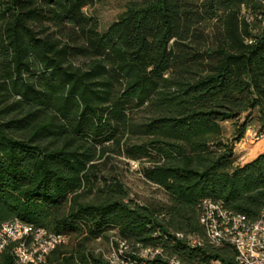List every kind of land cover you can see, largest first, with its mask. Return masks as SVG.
<instances>
[{
  "label": "trees",
  "instance_id": "1",
  "mask_svg": "<svg viewBox=\"0 0 264 264\" xmlns=\"http://www.w3.org/2000/svg\"><path fill=\"white\" fill-rule=\"evenodd\" d=\"M99 1L0 0V223L69 235L44 264H107L91 244L109 235L235 264L233 247L205 241L199 204L250 221L264 209V151L233 157L254 110L264 133L262 0L131 1L105 30L84 10ZM119 133L142 138L123 154L168 204H139L115 176L99 185L94 161ZM93 188L104 196L81 199ZM0 264H18L11 246Z\"/></svg>",
  "mask_w": 264,
  "mask_h": 264
},
{
  "label": "built area",
  "instance_id": "2",
  "mask_svg": "<svg viewBox=\"0 0 264 264\" xmlns=\"http://www.w3.org/2000/svg\"><path fill=\"white\" fill-rule=\"evenodd\" d=\"M256 21L260 27H264V0L261 1ZM199 223L207 243L233 247L235 264H264V209L258 219L250 221L228 210L219 201L204 199L199 204ZM176 236L183 237L179 233ZM187 239L191 246L202 243L199 238ZM69 240V235L65 233L35 227L16 218L0 223V255L6 247L11 246L18 264H44L51 250L58 245H66ZM94 242L96 246L93 251L100 254L107 264H186L158 246L130 242L117 235H109L106 240L96 237Z\"/></svg>",
  "mask_w": 264,
  "mask_h": 264
},
{
  "label": "rangeland",
  "instance_id": "3",
  "mask_svg": "<svg viewBox=\"0 0 264 264\" xmlns=\"http://www.w3.org/2000/svg\"><path fill=\"white\" fill-rule=\"evenodd\" d=\"M131 1L138 0H100L84 10L87 14L93 15L98 19L100 30H105L125 10L126 4ZM131 112L132 118L137 121L145 118L147 114L141 107L134 108ZM221 125L223 130L222 137L224 139L231 138L233 132L232 122L223 121ZM260 133L257 112L254 110L250 120L247 122L243 137L234 144V164H243L264 151V133ZM259 135L260 137L256 138ZM141 141L142 138L136 135L129 133L117 134L115 140L105 144V152L94 161L96 167H94L93 171L100 176V178H97L99 185L103 177L110 178L115 176L124 186L130 199L142 205L164 206L169 203L167 194L161 188L147 182L143 178L139 171L140 165L138 161L131 160L123 154L125 144L139 143ZM98 182H96V185ZM85 191L81 198L84 200H95L104 196V194L98 192L97 188H93L90 192ZM91 245L96 246V243L93 242Z\"/></svg>",
  "mask_w": 264,
  "mask_h": 264
}]
</instances>
